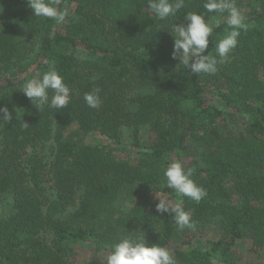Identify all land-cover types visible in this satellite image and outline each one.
Returning a JSON list of instances; mask_svg holds the SVG:
<instances>
[{
    "label": "trees",
    "instance_id": "obj_1",
    "mask_svg": "<svg viewBox=\"0 0 264 264\" xmlns=\"http://www.w3.org/2000/svg\"><path fill=\"white\" fill-rule=\"evenodd\" d=\"M203 2L185 0L177 17L159 20L147 0H62L73 11L57 24L27 0H0V107L13 116L0 120V264H72L78 249L106 262L122 236L142 234L177 264H245L237 246L251 239L264 264V0H237L253 26L230 62L196 75L173 58L170 31L189 11L216 16ZM220 19L205 54L224 34ZM52 63L70 103L39 111L21 86ZM94 88L99 109L83 99ZM50 141L51 154H31ZM120 149L139 164L116 159ZM175 160L206 190L199 203L167 187L163 170ZM142 187L182 202L195 228L179 230L156 211L158 198L115 210L123 191ZM210 220L221 238L194 244L190 234Z\"/></svg>",
    "mask_w": 264,
    "mask_h": 264
},
{
    "label": "clouds",
    "instance_id": "obj_2",
    "mask_svg": "<svg viewBox=\"0 0 264 264\" xmlns=\"http://www.w3.org/2000/svg\"><path fill=\"white\" fill-rule=\"evenodd\" d=\"M27 6L35 17L53 19L57 24L64 23L68 16V10L62 7V0H27ZM185 6V0H147L150 14L159 20L177 17V13ZM203 9L216 16L206 18L204 13L189 11L184 15L183 23L171 26L170 33L174 38L172 56L193 74L214 75L219 65L230 62L241 33L247 32L253 25L246 22V16L237 6V0H204ZM220 18H223L227 27L215 44L214 54L209 51L205 54L209 49V38L221 23ZM21 90L39 111L45 107L64 109L71 99V89L54 63L42 74L25 80ZM100 92V88H94L84 94L83 99L88 107L99 109L102 104ZM0 113L3 114L0 120L5 123H10L13 119L6 106L0 107ZM23 126L28 125L23 123ZM163 175L167 187L179 196H186L199 203L207 195L206 190L192 179L193 170H186L179 160L170 162L163 170ZM158 200L156 211L171 214L179 230L195 228L191 215L182 207V202L171 203L164 197H158ZM106 264H177V261L170 249L160 244H149L142 234L122 236L112 245Z\"/></svg>",
    "mask_w": 264,
    "mask_h": 264
},
{
    "label": "rangeland",
    "instance_id": "obj_3",
    "mask_svg": "<svg viewBox=\"0 0 264 264\" xmlns=\"http://www.w3.org/2000/svg\"><path fill=\"white\" fill-rule=\"evenodd\" d=\"M66 9L68 10V16H70L73 11L72 10L73 5L68 4L66 6ZM242 11L250 12L251 11L250 6L245 4L242 7ZM259 72H258L259 76L264 77V73H262L261 71ZM229 123L230 124L228 125L227 130L239 128V125L234 124L233 122L230 121ZM75 130H73L72 132H74ZM78 138L79 137H77L74 140H78ZM80 139L82 142L86 144H93L96 138L94 135L91 134L89 135L81 134ZM51 151L52 149H51V141H50L46 144H42L37 148H34V150L31 151V154L33 156H38L43 158L45 155L51 154ZM114 155L115 158L118 160L128 161L135 166L139 164V156L132 153L131 151L120 149L115 151ZM159 195H160L159 192H155L153 191V189H148L146 187H142L138 191H134L130 193L123 191L115 201L114 208L117 212H123L130 205V200L132 198L135 199L144 198V200L151 202L152 200L158 198ZM220 238H221V233L218 228L217 220H210L205 222V224H203L199 228V230L190 234V239L193 241L194 244H205L207 242H215ZM252 247H253V253H247V249ZM255 251H257V249L255 248L254 241H252L251 239L242 241L237 246V252L244 259L245 264H263V258L261 256H258ZM71 262L72 264H105L106 263L105 259H102V257L98 259L91 258L90 253L84 249H78L74 254H72Z\"/></svg>",
    "mask_w": 264,
    "mask_h": 264
}]
</instances>
